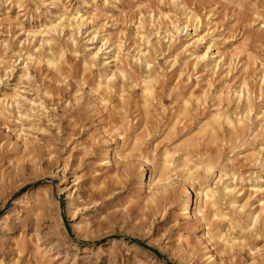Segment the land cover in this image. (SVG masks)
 I'll return each mask as SVG.
<instances>
[{
    "label": "rangeland",
    "instance_id": "1",
    "mask_svg": "<svg viewBox=\"0 0 264 264\" xmlns=\"http://www.w3.org/2000/svg\"><path fill=\"white\" fill-rule=\"evenodd\" d=\"M263 179L264 0H0V264H264Z\"/></svg>",
    "mask_w": 264,
    "mask_h": 264
},
{
    "label": "bare ground",
    "instance_id": "2",
    "mask_svg": "<svg viewBox=\"0 0 264 264\" xmlns=\"http://www.w3.org/2000/svg\"><path fill=\"white\" fill-rule=\"evenodd\" d=\"M181 5V4H180ZM182 6V5H181ZM63 14V13H62ZM189 15V14H188ZM81 17V16H80ZM185 17V16H184ZM187 18H188V16H187ZM193 19H196V18H193ZM88 20V19H87ZM195 21H197V20H195ZM55 22H57V21H55ZM74 22V21H73ZM75 24V23H74ZM191 24V23H190ZM174 26V25H173ZM65 27V26H64ZM182 27V26H181ZM66 28V27H65ZM189 28V27H188ZM184 29V28H183ZM41 30V29H40ZM50 30V29H49ZM76 30V29H75ZM53 31V30H52ZM59 31H60V29H59ZM67 33H68V31H67ZM77 33V32H76ZM37 35V34H36ZM48 35V34H47ZM171 35V34H170ZM68 36H69V33H68ZM39 37H40V35H39ZM40 39V38H39ZM69 39V38H68ZM43 41H44V39H43ZM55 41V40H54ZM40 42V41H39ZM38 42V43H39ZM45 42V41H44ZM46 43H48V42H46ZM72 43V42H71ZM101 43V42H100ZM47 45V44H46ZM107 49V48H106ZM97 52V51H96ZM120 52V51H119ZM92 54V53H91ZM116 55V54H115ZM115 55H113V56H115ZM206 55V54H205ZM111 58H114V57H111ZM116 58V57H115ZM114 58V59H115ZM203 58V57H202ZM205 58V57H204ZM113 60V59H112ZM106 61V60H105ZM108 61V60H107ZM57 62V61H56ZM55 64V63H54ZM57 64V63H56ZM55 66V65H54ZM146 67V66H145ZM5 71V70H4ZM3 71V72H4ZM110 74V73H109ZM110 76V75H109ZM108 76V77H109ZM107 78V77H106ZM123 78V77H122ZM149 79V78H148ZM149 81H147V82H145V90H146V92H148V93H150L151 92V87H150V85H149ZM240 96V95H239ZM5 100H6V98H5ZM9 101V100H8ZM3 102H4V100H3ZM33 103V102H32ZM144 103L145 102H143V105H144ZM9 104V103H8ZM215 118H216V120H219V116L217 115V116H215ZM239 120V119H238ZM241 120V119H240ZM225 123L227 124V125H231L232 124V121L229 119V118H225ZM241 124V123H240ZM206 129V128H205ZM205 132V131H204ZM134 143H135V141H134ZM186 145V144H185ZM19 163V162H18ZM101 164L102 165H105L106 164V162L105 161H102L101 162ZM210 168L211 167H209V166H207V167H205V169H204V171H205V173L208 171V173H210L209 172V170H210ZM163 173H165V172H163ZM192 173V172H191ZM186 176H187V174H185ZM190 176H192V178H193V174H189ZM157 176V175H156ZM235 176V175H234ZM158 177V176H157ZM188 178H190L189 176H188ZM264 180V179H263ZM214 181V180H213ZM195 183H196V179H195ZM201 184V183H200ZM214 187H215V185H213ZM212 186V187H213ZM160 187V186H159ZM257 189V188H256ZM222 191H227V192H230L231 193V190H230V187H229V185L227 184L226 186H224V188L222 189ZM257 192H260V189H257L256 190ZM217 194V192H215V188H202V186L200 185L199 186V188H198V191H197V199H198V208H197V211H198V213H200V214H203V212L205 211V209H206V207H211V208H216V206L219 204V200H218V196L216 195ZM262 195V194H261ZM235 200V199H234ZM182 201V200H181ZM197 201V200H196ZM264 201V200H263ZM263 201H260V202H262L263 203ZM192 200H190V198L187 196L186 197V199H185V202L184 203H182V205L180 206V210L182 211V213L184 214V216H185V218L186 219H188L190 216H191V205H192ZM230 203H234L233 201H230ZM229 203V204H230ZM238 203V202H237ZM261 203V204H262ZM236 204V203H235ZM232 205H234V204H232ZM243 206V205H242ZM145 209V208H144ZM214 213H216V212H214ZM259 214V213H258ZM254 216H255V214H254ZM258 217V216H257ZM257 217H253V219L255 220ZM212 218V217H211ZM214 218V217H213ZM212 218V219H213ZM211 219V220H212ZM207 220V219H206ZM210 220V219H209ZM236 222V221H235ZM178 235L176 236V238H175V240L176 241H182V239H183V235H182V233H177ZM222 237V236H221ZM225 238V237H224ZM222 239V238H221ZM224 240V239H223ZM228 240V239H227ZM229 242V241H228ZM232 243V242H231ZM233 243H234V241H233ZM227 244H230V243H227ZM224 252V251H223ZM222 252V253H223ZM207 258H208V256H207Z\"/></svg>",
    "mask_w": 264,
    "mask_h": 264
}]
</instances>
